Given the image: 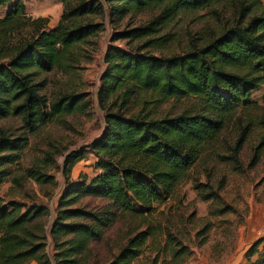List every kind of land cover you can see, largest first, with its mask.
Listing matches in <instances>:
<instances>
[{
	"label": "trees",
	"instance_id": "obj_1",
	"mask_svg": "<svg viewBox=\"0 0 264 264\" xmlns=\"http://www.w3.org/2000/svg\"><path fill=\"white\" fill-rule=\"evenodd\" d=\"M60 1L64 5L60 19L48 27L46 17L26 14L23 0H0V6H8L0 17V119L18 118L25 133L36 132L58 115L86 109L79 93L48 100L41 93L45 81L38 80L52 70L73 71L76 48L103 27L84 19L108 15L118 20L151 7H159L160 12L144 25L113 33L112 40L137 41L138 46L109 45L104 53L106 67L96 97L104 109L105 125L86 147L65 155V186L51 221L45 204L0 197V264H88L91 241L102 238L126 214L139 217L145 228L131 230L117 255L104 264H132L156 235V226L147 221L155 210L153 204L170 197L194 165L216 157L218 163L236 170L242 167L239 155L255 120L248 116L244 123L240 115L256 107L252 93L264 83V0ZM214 4L232 13L203 44L171 56L142 51L163 44L165 36L155 35L178 13L209 10ZM185 99L192 102L180 113L154 117L160 104ZM148 104L153 116L129 112L130 107ZM260 124L263 130L252 162L264 152V121ZM230 125L236 133L229 143L223 135ZM224 140L226 152L219 153ZM27 142L24 133L15 135L0 127V185L11 181L12 187H21L23 178L54 183V177L37 166L20 168L21 175L13 170ZM87 152L95 155L98 172L71 179L73 167ZM206 191L199 192L203 199L217 197L213 190ZM86 196L106 199L113 211L76 206ZM161 249L170 252L174 261L188 254L170 232L165 233ZM244 258L240 264H264V238L252 242Z\"/></svg>",
	"mask_w": 264,
	"mask_h": 264
},
{
	"label": "rangeland",
	"instance_id": "obj_2",
	"mask_svg": "<svg viewBox=\"0 0 264 264\" xmlns=\"http://www.w3.org/2000/svg\"><path fill=\"white\" fill-rule=\"evenodd\" d=\"M28 16L46 17L48 27H54L60 19L63 3L60 0H23ZM8 6H0L3 17ZM216 10L219 15L213 13ZM160 12L159 7L129 12L118 20L108 15L91 16L83 21L102 23L103 27L87 43L76 48L73 71L52 70L38 77L45 81L41 91L48 100L63 93H76L84 96L86 109L82 112L58 115L54 120L42 125L34 133H25L20 120L16 117L0 119V127L13 134L27 137L21 158L13 170L21 175V169L37 166L54 177V183L38 184L30 178L22 179L21 187H12L7 181L0 185V197L4 201L15 199L25 204L42 203L50 210V221L55 215L59 197L65 181L62 167L65 155L74 149L86 147L103 131L104 109L96 97L99 77L106 64L104 53L109 45L123 49L135 48L138 42L112 40L114 32L144 25ZM231 10L221 4L211 9L183 11L166 22L155 36H165L163 44L145 47L143 52L157 56H171L187 52L192 45H201L207 38L215 35L221 24L231 16ZM239 73V69L229 68ZM251 99L257 103L247 115H240L245 122L252 116L255 120L246 143L240 152L241 169L236 170L226 163H218L217 158L200 160L187 173L184 181L168 198L153 204L155 210L148 215V223L156 226L155 237L147 240L142 253L132 264H240L246 260L244 253L252 242L264 238V152L256 162H252V151L258 141L264 121V83L253 91ZM192 101L170 100L160 104L157 114L169 116L190 107ZM152 106L130 107V113L141 112L153 116ZM249 116V117H248ZM235 129L230 125L223 137L232 142ZM226 140L219 146V153L226 152ZM96 157L87 152L72 169L71 179L82 175L94 176ZM201 184V185H199ZM217 193V197L203 199L199 193ZM89 210L111 209L106 199L86 196L76 205ZM109 208V209H108ZM139 208V206H136ZM145 228L141 219L129 214L121 215L109 226L102 238L91 241L88 264H104L117 255L131 230ZM170 232L188 254L174 261L170 252L161 249L165 233ZM262 245L260 246L261 249ZM51 253V248H48ZM255 258V257H254ZM29 264H38L30 262Z\"/></svg>",
	"mask_w": 264,
	"mask_h": 264
},
{
	"label": "crops",
	"instance_id": "obj_3",
	"mask_svg": "<svg viewBox=\"0 0 264 264\" xmlns=\"http://www.w3.org/2000/svg\"><path fill=\"white\" fill-rule=\"evenodd\" d=\"M31 262H34V261H31Z\"/></svg>",
	"mask_w": 264,
	"mask_h": 264
}]
</instances>
